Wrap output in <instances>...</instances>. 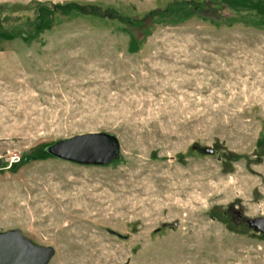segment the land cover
I'll return each mask as SVG.
<instances>
[{"label":"rangeland","instance_id":"rangeland-1","mask_svg":"<svg viewBox=\"0 0 264 264\" xmlns=\"http://www.w3.org/2000/svg\"><path fill=\"white\" fill-rule=\"evenodd\" d=\"M103 133L106 165L47 153ZM259 217L264 0H0V232L49 264H264Z\"/></svg>","mask_w":264,"mask_h":264},{"label":"water","instance_id":"water-1","mask_svg":"<svg viewBox=\"0 0 264 264\" xmlns=\"http://www.w3.org/2000/svg\"><path fill=\"white\" fill-rule=\"evenodd\" d=\"M119 146L115 136L103 133L76 136L47 149L54 156L76 163L106 165L120 157ZM248 224L264 234V217L250 220ZM54 255L53 247L35 244L18 229L0 232V264H49Z\"/></svg>","mask_w":264,"mask_h":264},{"label":"trees","instance_id":"trees-1","mask_svg":"<svg viewBox=\"0 0 264 264\" xmlns=\"http://www.w3.org/2000/svg\"><path fill=\"white\" fill-rule=\"evenodd\" d=\"M186 3H187L188 5H190V4H191V2H190V1H187ZM47 153H48V151H47ZM48 154H49V153H48ZM49 155H50V154H49Z\"/></svg>","mask_w":264,"mask_h":264}]
</instances>
